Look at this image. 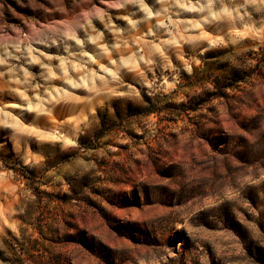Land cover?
<instances>
[{
    "label": "rangeland",
    "instance_id": "obj_1",
    "mask_svg": "<svg viewBox=\"0 0 264 264\" xmlns=\"http://www.w3.org/2000/svg\"><path fill=\"white\" fill-rule=\"evenodd\" d=\"M262 47L264 0H0V264H260Z\"/></svg>",
    "mask_w": 264,
    "mask_h": 264
},
{
    "label": "trees",
    "instance_id": "obj_2",
    "mask_svg": "<svg viewBox=\"0 0 264 264\" xmlns=\"http://www.w3.org/2000/svg\"><path fill=\"white\" fill-rule=\"evenodd\" d=\"M257 54L260 55V59L264 63V47H262ZM213 57L214 56H209V58ZM248 72L249 71H247L244 67H223L221 68V70L216 71L213 67H211V62H209L204 63V66L202 68L198 67L195 70L194 75L187 77L195 87H204L205 85L210 86L209 89H211L212 91V98H223L226 97L229 90H233L236 83L244 81L249 76ZM171 105H169L168 107H170ZM180 105L184 106V104ZM195 109L197 108H193V110ZM157 111L158 110H154L153 108L149 110L148 113ZM105 135V132H101L97 135V137L102 138ZM259 263L264 264V251L260 252Z\"/></svg>",
    "mask_w": 264,
    "mask_h": 264
}]
</instances>
